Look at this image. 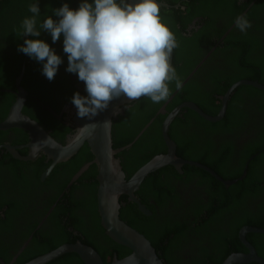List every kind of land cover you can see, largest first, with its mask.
Instances as JSON below:
<instances>
[{
	"label": "trees",
	"instance_id": "trees-1",
	"mask_svg": "<svg viewBox=\"0 0 264 264\" xmlns=\"http://www.w3.org/2000/svg\"><path fill=\"white\" fill-rule=\"evenodd\" d=\"M157 1L169 5L168 8H160V15L170 30L175 32L174 35L179 45L173 50L171 65L176 70L181 87L177 89L175 82H172L169 85L171 95L166 101L160 103H153L148 97L133 100L125 104L122 114H118L112 119V147L113 149L122 148L114 157L121 161L122 158L129 157L128 153L132 155V151L136 147L152 148V152L148 155H136L131 165H126L121 161L125 179H128L133 171L152 156L165 153L166 146L161 135V123L174 107L182 102L192 101L206 114L214 115L220 106L219 97L237 80L252 79L264 84V48L261 44L264 40V0H256L251 6H249V2L253 0H249L245 4L236 2L237 11L230 16L227 28L235 25L233 20L240 15H245L247 19L248 17L260 18L256 23L251 24L246 35H241L238 39L232 38L229 34L226 36L223 44L226 48H230L222 66L225 68L228 66V68L219 69L218 72L211 75L208 74L206 79H202L196 74L188 77L192 67L201 59L199 52L193 54L189 49L195 43L198 34L195 32H192L191 35H189L190 33L179 34L175 26L176 22L180 23L179 28L183 30L185 23L190 21L194 15H198L202 16V29H211V23L221 22L213 17L225 16L227 11L233 9L232 4L235 0ZM80 2L81 0H0V95L13 97L11 92L15 89L13 80L23 68L20 86L28 92V103H33L36 95L42 93L43 98H39V100L43 101L44 105L53 106L52 102L45 97L50 95L47 93L49 89L56 90L58 98H61L60 101L71 102L72 94L78 90L73 85L74 81L78 82V77L72 73L75 76L72 80L73 75L68 74L65 70L67 59H62L63 63L59 65L55 75L60 82L57 80L48 81L41 72V75L36 77L34 84L31 79L42 69V63L29 58L17 49L18 45L23 44L24 39H40L49 45L63 42V35H61V38L53 43L50 34L44 30H41L38 37H23L21 22L25 17L32 15L28 10L30 4L37 3L39 7L40 16L37 23L39 28V24L48 16H51L53 20L59 19L53 15V9L67 3L71 9L75 10ZM91 2L92 0H89V3ZM176 3H179L177 8L173 6ZM233 5L236 7L235 4ZM247 8L248 10L242 14L243 10ZM220 35L222 33L218 34V36ZM59 50L54 49L55 53ZM64 54L60 53L59 56L62 57ZM219 74L222 75L224 84L213 85L212 80ZM60 75L62 76L59 77ZM36 87L42 92L38 93ZM56 87H59L58 90ZM209 102L215 103V107L212 108ZM236 104L240 106L237 111H235ZM163 106L165 112L159 113L158 110ZM222 117L221 120L210 122L201 118L193 110L182 108L173 118L168 129V135L176 144V154L180 158L204 164L223 179H236L233 184L225 186L204 169L195 165H183L182 175L186 179L191 176L197 177V185L203 188L207 196V202L196 212L195 218L192 221L187 219L188 222L190 221L189 223H194L193 228L199 239L202 240L197 244L196 250L204 253L213 252V255H198L199 259L193 261L192 264H222L224 259L232 253L247 252V248L238 239L239 228L244 225L264 228V90L247 84L236 86L227 100ZM178 125L190 131L186 139L190 143L196 142L197 150L193 149L196 145L184 147L183 141L174 135L173 128ZM145 126L147 127L139 134ZM193 128L199 129L203 137L199 138V134L191 135ZM244 128H248L250 134L245 133ZM127 144H130L129 148H123ZM80 158L92 160L86 143L68 163L75 164ZM173 168L171 165H166L148 174L140 187L149 186L150 182L155 186H161L164 181L162 175L165 178L170 174L181 177L182 175ZM244 169L245 175L240 177ZM96 174V165L91 164L89 169L63 195L67 201L58 206L56 213V217H60L58 221L62 229L72 227L80 231L82 236H75L74 239L55 240L49 246L41 243L39 249L23 262L42 255L63 242L74 243L76 239L95 249L104 262L110 261L113 250L119 258L129 253L130 249L111 240L100 225L96 204ZM68 180L61 185L60 192L65 188ZM74 190L79 192L78 196L80 197L77 199L72 196ZM135 194L152 211L151 206L141 195V189H138ZM119 202L121 204L119 218L142 233L155 247L156 252H166V245L162 246L161 242L165 241V238L166 241L172 242V238H169L166 233V227L159 236L162 239L157 242L142 226V222L151 220L152 216L143 215L137 205L129 201L124 194L119 196ZM78 210L82 217L79 216ZM67 213L71 216L63 218ZM152 213L154 215V212ZM212 228L216 229L212 231ZM245 238L255 247L257 254L264 258V233L248 232ZM100 241L105 244L102 249L99 246ZM111 245L113 249L109 251L108 248ZM192 249L194 250V246ZM159 257L165 264H171L166 255H159ZM45 264L83 263L77 254L67 253Z\"/></svg>",
	"mask_w": 264,
	"mask_h": 264
},
{
	"label": "flooded vegetation",
	"instance_id": "flooded-vegetation-1",
	"mask_svg": "<svg viewBox=\"0 0 264 264\" xmlns=\"http://www.w3.org/2000/svg\"><path fill=\"white\" fill-rule=\"evenodd\" d=\"M255 1L256 0L251 2H249V0H235L233 4H235L236 7L232 4L233 9L227 11L225 16L213 17L221 22L211 23V29H202V16L198 15H194L190 21H187L183 30L179 28L180 23L176 22L175 26L179 34L187 35V33H190L189 35H191L192 32L198 34L195 43L189 49L193 54L199 52L198 54L201 56V59L192 67L191 71L188 73V77L196 74L198 77L206 79L208 74L211 75L214 72H218L217 70L219 69L228 68V66L225 68L222 64L225 63V57L230 47L226 48L223 41L228 34L231 35L232 38L238 39L241 35H246L247 30L246 32H241L238 28H234V24L228 28L226 25L230 22V16L237 11L238 6L236 2L241 4L249 2V6H251ZM173 6L177 8L179 3ZM181 8H183V6H181ZM246 10H248V8L243 10L242 14H244ZM259 18L260 17H248V20L252 24L256 23ZM233 21L235 23V20ZM219 33H222V35L218 36ZM261 44L264 48V40ZM50 47L57 50L60 49L56 52L57 55L64 53L63 42H61V44H51ZM61 59H67V55H62ZM41 72L40 70L38 74L33 76L31 79L32 83H34L37 76L41 75ZM67 73L72 74L69 72ZM61 76L62 75L59 77ZM74 78L75 76L73 75L72 80ZM56 80L60 82L56 77L51 81ZM13 82L15 89L11 90L13 95L12 98L0 95V122L7 118L12 104L19 95L16 89V78ZM184 82L185 80L183 83ZM212 83L213 85H223L224 80L222 75L219 74L215 77ZM73 85L80 91L77 90L81 96L87 95L85 85L82 81H74ZM58 88L59 87H56L57 90ZM21 89L24 95V103L20 111L21 114L36 124L41 132L46 133L56 144L61 146L71 144L78 136L81 127L74 119L77 114L75 106L69 101H60L61 98H58L55 89H49L47 93L51 96H45L47 100L52 102L53 106L44 105L45 103L39 100V98H43L42 93H40L42 91H39L37 87L36 89L40 94L36 95L34 102L30 104L27 100L28 92L24 87H21ZM220 97L219 104L221 106ZM58 103H60L59 106ZM209 104L212 108L215 107V103L209 102ZM236 105L235 111L240 107L238 104ZM158 112L164 113V106L161 107ZM146 127L147 126H145L139 134H141ZM173 129L174 135L183 141L184 147L196 145V142L190 143V141L186 139L190 131L185 129V127L178 125ZM243 131L250 134L248 128H244ZM195 134H199V138L203 137L197 128L191 130V135L195 136ZM38 136L39 133L37 137ZM84 143L87 144V142H83V144ZM83 144L73 155L64 159L55 160L52 155L37 148L26 129L17 127L0 129V264H24L25 262L23 261L31 257L32 253L39 249L41 243H45L49 246L55 240L74 239L75 236H82L80 231L72 227L62 229L58 221L60 217H56V213L58 211V206L65 204L67 201V198L63 195L67 193L71 185L77 182L79 177L89 169L91 164L96 165V173L98 172L97 164L94 162L93 154L88 144L87 146L92 155V160L80 158L75 164L68 163L79 152ZM129 146L130 144L124 145V148H129ZM193 149L197 150V145ZM151 152L152 148L150 147L147 149L136 147L132 151V155L128 153L129 157L126 156V158H122L121 161L126 165H131L136 155L143 156ZM159 154H164V152ZM175 156L180 158L176 154V144ZM114 160L115 162L112 168H116L119 164L124 174L121 161L118 158ZM183 165L185 164L179 167L180 170L173 165L171 166L174 167L173 169H175L178 174L182 175ZM135 171H133L132 174ZM162 178L164 181H162L161 186H155L150 182L149 186H139L138 188L141 189V195L152 208L151 211L147 207L148 205L144 203L150 210V214H142L149 217L152 216L151 220L148 219L142 222L144 229L159 242L162 239V237L160 238L159 236L166 227L168 237L172 238V242L166 241V238L165 241L161 242L162 246L166 245V252L161 253L158 251L156 252L157 255H166L171 264H192L193 261L199 259L198 255H213V252L204 253L203 251L196 250L198 247L197 244L202 240L201 238L199 239L196 230L193 228L194 223H189L195 218L196 212L207 202L205 191L201 186L197 185L198 178L191 176L189 179H186L183 175L181 177H175L171 174L167 178L162 175ZM67 179L69 180L65 188L60 192L61 185ZM78 193L79 192H75L74 190L72 196L77 199L80 197ZM152 212H154V215ZM78 214L82 217L79 210ZM70 216L71 215L67 213L63 218H68ZM187 219L190 221L188 222ZM215 229L216 228H212V231ZM76 241L80 240L76 239ZM99 246L101 249L105 247L104 242L100 241ZM192 246H194V250ZM112 249L113 247L111 245L108 250L111 251ZM100 258L104 262L101 256ZM116 258L119 257L113 250L110 261ZM109 262L104 263L107 264Z\"/></svg>",
	"mask_w": 264,
	"mask_h": 264
},
{
	"label": "clouds",
	"instance_id": "clouds-1",
	"mask_svg": "<svg viewBox=\"0 0 264 264\" xmlns=\"http://www.w3.org/2000/svg\"><path fill=\"white\" fill-rule=\"evenodd\" d=\"M28 10L32 15L21 22L23 37H38L44 30L56 43L63 35V52L68 61L65 70L84 82L87 93L81 96L74 92L71 97L78 117L91 120L121 96L128 101L148 97L160 103L171 95L172 82L177 89L181 87L170 63L179 45L162 20L157 0H81L75 10L64 3L53 9L59 19L48 16L39 28L37 3L30 4ZM235 26L246 32L251 23L240 15ZM17 50L41 62L42 74L49 81L63 63L54 49L40 39H24ZM118 114V110L113 113Z\"/></svg>",
	"mask_w": 264,
	"mask_h": 264
},
{
	"label": "water",
	"instance_id": "water-1",
	"mask_svg": "<svg viewBox=\"0 0 264 264\" xmlns=\"http://www.w3.org/2000/svg\"><path fill=\"white\" fill-rule=\"evenodd\" d=\"M129 2H132V0H129ZM157 2L160 7H169V5L163 2ZM172 56L173 52L170 57V63H172ZM22 75L23 68L16 77V89L19 94L18 98H16L12 104L7 118L0 122V129L10 127L26 129L37 148L52 155L55 160L64 159L73 155L83 142H87L90 151L93 154L94 162L98 167L96 175V204L100 217V224L103 227L105 234L111 240L130 249L129 253L125 256L113 259L107 264H164L162 259L157 255L154 249L155 247L151 245L150 241L142 233L130 227L126 222L119 218V209L121 207L119 196L121 194L126 195L129 201L134 202L141 213L145 215L150 214V210L135 195L136 190L148 174L166 165H173L180 170L179 167H181L182 164H189L204 169L220 180L225 186H229L236 181V179L221 178L214 170L204 164L175 156V143L170 139L168 129L171 121H173V118L179 113V111L182 108H189L201 116V118L210 122H215L223 118L222 116L225 112L226 100L236 86L247 84L264 90V84L259 83L256 80H237L226 90L224 95H221V106L214 115L206 114L192 101H185L177 105L166 115L161 125L162 139L167 148L166 153L152 157L141 165L127 180H125L119 164L116 168H112L113 163L115 162L114 159H116L114 155L122 148L113 149L112 147L111 125L112 119L116 116L113 115V113L118 110V113L122 114L125 109V104L133 100L128 101L123 96L114 99L109 103L107 109L99 112L91 120L88 118H80L76 114L74 119L77 124L81 126L79 134L71 144L61 146L52 141L46 133L41 132L36 124L21 114L20 111L24 103V95L19 84ZM105 121H111V123L104 124ZM85 125L88 126L84 127ZM38 133L39 136L37 137ZM244 175L245 169L240 177H243ZM248 232L264 233V228L249 225L241 226L238 230V239L247 248V252L232 253L224 259L222 264H248L251 262L264 264V258L259 256L255 247L246 240L245 235ZM67 253L77 254L84 264H106L101 260L95 249L81 241L62 243L56 248L26 261L24 264H45Z\"/></svg>",
	"mask_w": 264,
	"mask_h": 264
},
{
	"label": "bare ground",
	"instance_id": "bare-ground-1",
	"mask_svg": "<svg viewBox=\"0 0 264 264\" xmlns=\"http://www.w3.org/2000/svg\"><path fill=\"white\" fill-rule=\"evenodd\" d=\"M234 119H235V118H234ZM234 119H233V120H234ZM220 120H221V119H220ZM239 123H240V122H239ZM239 128H240V127H239ZM224 129H225V128H224Z\"/></svg>",
	"mask_w": 264,
	"mask_h": 264
}]
</instances>
